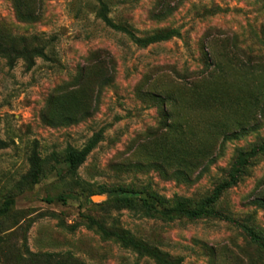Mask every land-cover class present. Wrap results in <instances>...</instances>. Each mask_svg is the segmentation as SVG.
Returning a JSON list of instances; mask_svg holds the SVG:
<instances>
[{
    "label": "rangeland",
    "instance_id": "1",
    "mask_svg": "<svg viewBox=\"0 0 264 264\" xmlns=\"http://www.w3.org/2000/svg\"><path fill=\"white\" fill-rule=\"evenodd\" d=\"M23 1L0 0V44L46 56L0 49V264H264V0H101L177 30L147 46L99 0Z\"/></svg>",
    "mask_w": 264,
    "mask_h": 264
},
{
    "label": "trees",
    "instance_id": "2",
    "mask_svg": "<svg viewBox=\"0 0 264 264\" xmlns=\"http://www.w3.org/2000/svg\"><path fill=\"white\" fill-rule=\"evenodd\" d=\"M99 1H100V5L98 9V14L101 17V19L105 22V24L128 34L137 45L147 46L149 44H152L158 41L167 40L177 33V30L173 28H159L156 31L148 35L138 36L133 31V29L129 27L127 24L114 22L108 15L107 4L101 0ZM14 3H15L16 11L20 17L25 18V19L31 18L30 15H32V12H30V10L26 8L28 5L24 3L23 0H14ZM171 10H172V7L170 6V4L166 3V0H158L157 6L154 7L153 16L157 19L164 18L166 17L167 14L171 13ZM9 37L10 38L8 39L12 43L10 45H8L7 43L0 44V49H3L1 51H4V52L6 51L8 52V50L18 51L28 61L29 65L34 63L33 61H34L35 56H46V53L43 47L32 44V42L37 39L35 36L31 37L30 39L25 36L12 37L10 35ZM99 61L105 65L107 64L108 66L111 67V69L113 68L114 63H113L112 58L109 55L105 59H99ZM101 78L104 79V83H108L112 80L111 75L109 76L102 75ZM94 144H95V141L89 142L81 150L75 152L74 154L69 155L67 158V162L70 165L82 163L85 160L88 153L93 148ZM117 193L119 196H121L122 199L127 200L133 196H136L138 191L118 189ZM141 199L147 205H151V206L156 205L155 202H152V204H149L147 199L145 198H141ZM176 211L184 212L185 214L191 217H195L199 215L200 213L196 209H186L185 210L183 208H179V209H176ZM216 213H219V212H216ZM222 217L227 219L228 221L236 222V220L226 215H222ZM104 233L109 234L110 232L107 230H104ZM116 235L122 236L121 234H116ZM125 239L129 240L130 242H133V240L129 238H125Z\"/></svg>",
    "mask_w": 264,
    "mask_h": 264
}]
</instances>
